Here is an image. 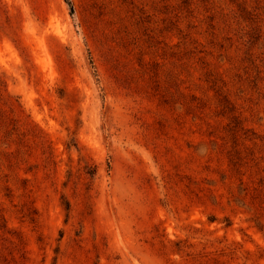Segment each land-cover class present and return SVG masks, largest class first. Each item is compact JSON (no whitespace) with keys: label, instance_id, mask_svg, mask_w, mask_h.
<instances>
[{"label":"rangeland","instance_id":"obj_1","mask_svg":"<svg viewBox=\"0 0 264 264\" xmlns=\"http://www.w3.org/2000/svg\"><path fill=\"white\" fill-rule=\"evenodd\" d=\"M0 0V264H264V0Z\"/></svg>","mask_w":264,"mask_h":264},{"label":"trees","instance_id":"obj_2","mask_svg":"<svg viewBox=\"0 0 264 264\" xmlns=\"http://www.w3.org/2000/svg\"><path fill=\"white\" fill-rule=\"evenodd\" d=\"M68 5H69V7H70V9H71V12L73 13V11H74V7H73V3H72V1L71 0H64Z\"/></svg>","mask_w":264,"mask_h":264}]
</instances>
